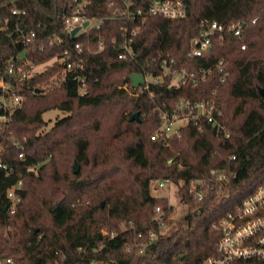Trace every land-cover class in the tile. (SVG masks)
I'll use <instances>...</instances> for the list:
<instances>
[{
    "label": "trees",
    "instance_id": "16d2710c",
    "mask_svg": "<svg viewBox=\"0 0 264 264\" xmlns=\"http://www.w3.org/2000/svg\"><path fill=\"white\" fill-rule=\"evenodd\" d=\"M185 1L184 17L143 19L128 18L122 0H90L87 16L104 19V47L85 50L83 67L69 68L65 50L75 59L76 41L86 40L64 29L68 0H0V76L24 97L21 107L8 111L11 121L0 135L11 169L0 170V252L14 264H197L217 253L221 219L264 186V0ZM138 7L146 9L147 1L135 0L132 8ZM205 19L246 25L241 37L216 35L203 57H192L191 40ZM20 34L23 39L13 43ZM92 47L98 48L96 30ZM11 57L14 74L7 72ZM164 57L175 58L173 70L197 74L224 58L230 75L222 83L214 68L206 80L179 87L171 74L142 90L132 86V73L163 74ZM212 96L224 111L229 139L211 124L199 131L192 123L180 128V137L151 139L163 110L172 111L182 98ZM52 109L65 115L47 128L44 114ZM136 112L139 119L132 120ZM75 163L81 165L77 173ZM214 169L229 180L211 181ZM163 178L178 186L188 206L176 229L156 220L163 215L168 227L172 223L169 199L151 191V181ZM199 178L210 183L200 200L191 192ZM19 180L21 200L11 211L5 192ZM104 227L114 234L103 233Z\"/></svg>",
    "mask_w": 264,
    "mask_h": 264
},
{
    "label": "built area",
    "instance_id": "2783aa9c",
    "mask_svg": "<svg viewBox=\"0 0 264 264\" xmlns=\"http://www.w3.org/2000/svg\"><path fill=\"white\" fill-rule=\"evenodd\" d=\"M70 12L64 14V29L72 34V31L76 27H81L76 33V38L84 37L86 44L82 41H76L75 49L77 50V56L75 59L71 58L69 50H65V54L69 58L67 66L71 68L74 65L83 67V59L81 57L82 52L85 50L88 52H99L103 47V39L101 35V28L104 24L103 18H92L86 14V9L90 3V0H68ZM125 2V8L128 18H135L137 15H158L166 17H184L188 12V5L185 0H146L147 7H135V0H122ZM114 4V1L111 2ZM14 13L17 11L14 10ZM120 13V9L117 10ZM88 21V25L84 27V23ZM256 19L253 20L255 22ZM245 23L242 21H233L231 23H221L218 21H211L205 19L201 22L202 30L200 34L191 40L190 56L203 57L213 46V37L218 35L221 38H225L227 35L230 37H241L244 32ZM96 30L98 32V48L96 50L92 47V32ZM135 32V31H134ZM24 35L20 34L13 43H18L23 39ZM63 39H59L58 42H62ZM129 50L128 43L124 45ZM242 48H246L243 44ZM126 54H122L121 57H125ZM175 58H161V66L164 68V73L160 76H153L152 74L145 75V83L136 89L148 88L151 81L148 77H154V82H162L169 74L172 75L171 84L177 87L186 84L191 81L197 83L204 81L207 75L211 74L216 68L221 74V82H225L230 75L229 61L221 58L215 65L205 68H200L198 74L195 72H189L186 68L181 70H173V63ZM17 71V66L14 63V57L8 59L7 72L14 74ZM179 76L177 81L176 77ZM84 84V83H83ZM133 86V85H132ZM0 87L3 89V96L0 101V135L4 133L6 126H9L11 121L9 110L15 107H21L24 99L23 95L17 94L13 91L12 85L8 84L3 77L0 76ZM135 88V87H134ZM82 91L85 92L84 88ZM217 90H214L215 95ZM224 111L222 107L217 103L215 97H208L200 100L192 101L190 99H180L175 108L172 111L163 110L161 112L162 123L158 129H156L151 139L156 141L161 137H167L173 134H177L180 137V128L192 123L197 126L199 131L204 129L205 124H211L216 127L217 132L222 134L224 138L229 139L231 137L230 131L226 128L222 121ZM178 120H184L185 124L176 127ZM1 130L3 132H1ZM6 148L5 145L0 143V170L10 172L9 166L3 161V154ZM20 157L24 158V153H20ZM211 181L215 179L217 182L228 181L229 177L223 171L212 170ZM155 188H164L170 184H174L170 178H163L155 181ZM23 182L19 180L16 184L7 188L5 195L9 200V210L14 211L18 202L21 200L20 191L22 189ZM210 186L206 178H199L192 182L191 192L197 199H202L205 195V191ZM157 214L162 212V208L158 206L156 208ZM157 222L160 223L162 228L167 229L168 224L163 215L156 217ZM219 225L222 229V235L217 242V253L215 255L205 258L197 264H233L236 260L242 259H262L264 260V186L258 187L253 193L245 197L240 204H238L233 211H230L225 215ZM103 233L113 235L114 231L103 230ZM156 231L152 230L150 235L154 237ZM138 237H143V233L139 232ZM147 244L141 246L140 252H143ZM0 264H14L12 257H4L0 252ZM87 264H97L96 260H91Z\"/></svg>",
    "mask_w": 264,
    "mask_h": 264
},
{
    "label": "rangeland",
    "instance_id": "374dc122",
    "mask_svg": "<svg viewBox=\"0 0 264 264\" xmlns=\"http://www.w3.org/2000/svg\"><path fill=\"white\" fill-rule=\"evenodd\" d=\"M54 61L50 60L48 63L42 64V65H38L34 68V71H43L47 68L48 65L52 64ZM179 78V76L176 77L175 81H177V79ZM149 81H155L156 79L154 77H148ZM65 114L63 112H61L58 109H52L49 110L47 112H45L44 117L45 119L48 121V126L47 128H51L52 125L54 124V122L56 121L57 118L59 117H63ZM185 121L184 120H178L176 122V127L184 125ZM78 164V163H75ZM74 164V166H75ZM80 169H81V165L78 164ZM155 181L157 180H153L151 181V191L152 194L154 196H159V197H167L169 199L170 204L173 206V211L170 213L169 218H171L172 223H170L169 227H167V230H171V229H176L178 226H180L183 221H182V217L186 214L187 210H188V206L183 202V200L178 196V186L175 184H170L164 188H155ZM121 227H125V223L121 224ZM103 230H107V231H114L113 229H109V228H103ZM99 264H103L101 262H99Z\"/></svg>",
    "mask_w": 264,
    "mask_h": 264
},
{
    "label": "water",
    "instance_id": "95a60500",
    "mask_svg": "<svg viewBox=\"0 0 264 264\" xmlns=\"http://www.w3.org/2000/svg\"><path fill=\"white\" fill-rule=\"evenodd\" d=\"M88 25V21L84 23V27H86ZM81 27H76L73 31H72V36L74 37L76 35V33L80 30ZM130 79L132 81V85L135 88L140 87L141 85H143L145 83V75L143 73H132L130 74ZM37 91H40V89H38ZM132 120L134 119H139V112H136L132 115L131 117ZM75 168V172H79L80 167L78 164H75L74 166ZM58 206V205H57Z\"/></svg>",
    "mask_w": 264,
    "mask_h": 264
}]
</instances>
